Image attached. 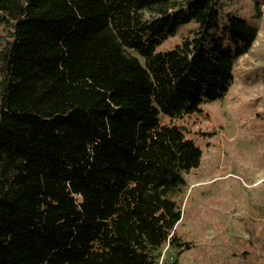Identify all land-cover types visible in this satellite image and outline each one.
Here are the masks:
<instances>
[{
    "label": "trees",
    "instance_id": "obj_1",
    "mask_svg": "<svg viewBox=\"0 0 264 264\" xmlns=\"http://www.w3.org/2000/svg\"><path fill=\"white\" fill-rule=\"evenodd\" d=\"M258 31L223 0H0V264H179L203 150L163 117L224 98Z\"/></svg>",
    "mask_w": 264,
    "mask_h": 264
},
{
    "label": "rangeland",
    "instance_id": "obj_2",
    "mask_svg": "<svg viewBox=\"0 0 264 264\" xmlns=\"http://www.w3.org/2000/svg\"><path fill=\"white\" fill-rule=\"evenodd\" d=\"M223 2L226 10L253 20L259 31L236 61L224 98L205 102L193 114L163 117L179 124L203 150L201 164L187 173L181 199L176 231L192 245L179 254V264H239L234 252L248 237L245 226L264 222V0ZM192 26L183 25L158 49L173 47ZM165 249L162 259L171 256Z\"/></svg>",
    "mask_w": 264,
    "mask_h": 264
}]
</instances>
